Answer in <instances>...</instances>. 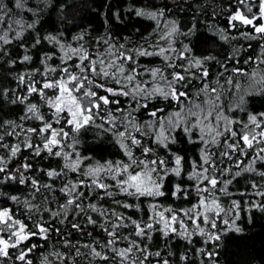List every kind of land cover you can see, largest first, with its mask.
Here are the masks:
<instances>
[{"label":"snow or ice","instance_id":"obj_1","mask_svg":"<svg viewBox=\"0 0 264 264\" xmlns=\"http://www.w3.org/2000/svg\"><path fill=\"white\" fill-rule=\"evenodd\" d=\"M88 2L0 0V264H221L264 216V0Z\"/></svg>","mask_w":264,"mask_h":264},{"label":"trees","instance_id":"obj_2","mask_svg":"<svg viewBox=\"0 0 264 264\" xmlns=\"http://www.w3.org/2000/svg\"><path fill=\"white\" fill-rule=\"evenodd\" d=\"M97 2L99 3L100 0ZM113 3H123V0H113ZM91 7L89 0L85 7L74 9L77 16L76 22H79L80 15ZM54 20L55 17L46 27H50ZM88 20L92 21L93 26L100 24L98 17L90 15L84 23H87ZM257 215L259 216V214ZM221 252V264H264V216H259L254 226H247L244 234H232L231 239L226 240Z\"/></svg>","mask_w":264,"mask_h":264}]
</instances>
